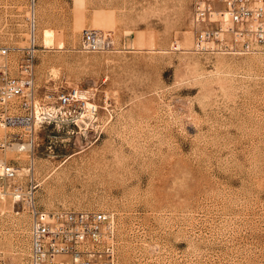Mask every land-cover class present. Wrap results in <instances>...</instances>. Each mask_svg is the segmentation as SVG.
<instances>
[{
    "label": "rangeland",
    "instance_id": "1",
    "mask_svg": "<svg viewBox=\"0 0 264 264\" xmlns=\"http://www.w3.org/2000/svg\"><path fill=\"white\" fill-rule=\"evenodd\" d=\"M193 1L0 0V63L18 74L35 45L38 112L88 102L33 142L0 130L26 144L0 148L19 169L0 178V264H29L33 207L112 213L118 264H264V43L198 47ZM86 28L108 47L84 50Z\"/></svg>",
    "mask_w": 264,
    "mask_h": 264
},
{
    "label": "built area",
    "instance_id": "2",
    "mask_svg": "<svg viewBox=\"0 0 264 264\" xmlns=\"http://www.w3.org/2000/svg\"><path fill=\"white\" fill-rule=\"evenodd\" d=\"M193 22L200 48L253 49L264 43V0H194ZM34 30L32 23L33 34ZM82 35L84 50L100 51L108 47L109 38L101 29L86 28ZM8 51V47L0 48V54ZM34 65V44L23 49L18 74L10 73L7 62L0 63V130L21 127L31 135L32 142L36 124L54 116L57 107L72 111L88 106L85 95L74 88L47 94L53 106L39 113ZM91 109L96 111V106ZM23 140V132L6 135L0 140V148L18 144L22 150L26 148ZM18 171L13 163L0 159V178L15 179ZM31 212L29 264H118L117 226L112 213L36 207Z\"/></svg>",
    "mask_w": 264,
    "mask_h": 264
},
{
    "label": "bare ground",
    "instance_id": "3",
    "mask_svg": "<svg viewBox=\"0 0 264 264\" xmlns=\"http://www.w3.org/2000/svg\"><path fill=\"white\" fill-rule=\"evenodd\" d=\"M45 42H46V44H49L48 39H46ZM91 106H92V104H91ZM13 200H15V199H13ZM14 202H15V201H14Z\"/></svg>",
    "mask_w": 264,
    "mask_h": 264
}]
</instances>
